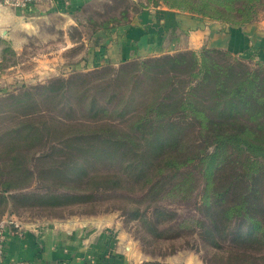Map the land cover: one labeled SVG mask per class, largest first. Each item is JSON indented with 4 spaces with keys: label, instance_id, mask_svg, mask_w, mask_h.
Instances as JSON below:
<instances>
[{
    "label": "rangeland",
    "instance_id": "1",
    "mask_svg": "<svg viewBox=\"0 0 264 264\" xmlns=\"http://www.w3.org/2000/svg\"><path fill=\"white\" fill-rule=\"evenodd\" d=\"M207 1L91 0L81 13V30L89 38L104 25L126 22L142 9L176 5L222 16L216 21L229 24L264 18V0H235L228 12ZM210 5L214 9L209 11ZM206 55L226 73L246 70L264 79V66L225 53ZM168 56L176 54L85 71L31 72L12 83L6 79L0 86V223L7 218L24 223L101 219L133 248L137 264H264V238L256 243L236 239L248 230L247 220L234 216L230 224L220 225L224 231L212 230L215 215L205 204L202 162L164 174L146 161L161 149L154 145L156 138L166 135L159 131V119L152 116L146 122L148 114L182 96L193 100L192 94H198L196 100H210L212 86L226 80L215 71L208 91L196 90L198 68L172 67ZM22 59L6 53L0 69L26 61ZM183 116L171 115L163 124ZM197 139L189 128L159 152L179 149L186 155L195 150ZM247 169L240 174L249 177L236 192L252 194V176L258 172L261 187L257 185L255 198L264 222V161L255 172ZM223 185L235 190L233 183ZM240 199L230 196L231 202Z\"/></svg>",
    "mask_w": 264,
    "mask_h": 264
},
{
    "label": "crops",
    "instance_id": "2",
    "mask_svg": "<svg viewBox=\"0 0 264 264\" xmlns=\"http://www.w3.org/2000/svg\"><path fill=\"white\" fill-rule=\"evenodd\" d=\"M90 1L41 0L28 8L0 1V60L6 53L26 59L6 71L0 69V86L6 79L12 83L31 72L85 71L205 49L264 65V18L231 25L163 6L141 10L118 25L103 26L87 38L80 17ZM21 225L22 235L15 229L8 236L3 264L138 263L133 248L101 219Z\"/></svg>",
    "mask_w": 264,
    "mask_h": 264
},
{
    "label": "trees",
    "instance_id": "3",
    "mask_svg": "<svg viewBox=\"0 0 264 264\" xmlns=\"http://www.w3.org/2000/svg\"><path fill=\"white\" fill-rule=\"evenodd\" d=\"M234 1L213 0L212 2L222 6L228 12L232 9L231 5ZM207 2L205 6H208ZM170 7L187 10L198 15L206 13L205 10H192L182 5ZM212 9L214 8L210 5L209 11ZM238 11L241 12L242 10L238 9ZM203 16L215 20L222 18V16L216 18L211 13ZM243 24L247 23L240 22L231 25ZM207 53L230 55L220 50L205 49L201 52H189V54L178 53L176 56L166 58L172 67L195 66L198 68L200 83L196 90L206 88L205 90L208 91L206 86L215 74L214 72L224 73L226 80H220L212 86L211 89L214 94L210 100H196L195 97L198 94H192L193 100L191 95L187 96L186 99L182 96L176 101L173 100L170 105L156 106L152 113L148 114L149 117H146V122H151L152 116L159 119V124L162 127L159 131L166 133V135L162 134L156 138L155 147L160 145L162 149L168 143L171 145L172 142H168V140L177 138V136L181 137L184 130L189 128L196 133L199 143L196 144L197 146L192 152L186 151L184 153L186 155H182V151H178L179 149L171 153L159 152L161 150L159 149L149 154L146 161L154 162L153 165L158 167L160 173L164 174L171 171L176 172L177 169L197 161L202 162L207 176L205 204L210 207L211 213L215 215L211 225L212 230L224 231V228L223 230L219 229L220 225L225 227L232 222L234 216H237L240 220L242 218L248 221V232H239L236 239L244 243H256L264 238V222L261 221L262 212L255 198L259 193L257 185L260 184V177H256L258 172L252 176L254 182L252 194L245 197L248 190L247 194L244 192L241 194L236 192V189H239V185L245 176L249 177L245 171V175H241L240 172L247 168V170L255 172V166L260 164L261 160L264 161V92L262 91L264 79L260 80V74L246 70L226 73L221 67H216L217 65L209 60ZM260 66L264 65L260 64ZM168 106L175 108L163 110ZM174 114L185 115L183 116L184 120L170 119L169 123L164 125L163 121ZM139 129L141 127L138 125L136 127L137 132ZM232 155H234L233 159ZM244 161H246V166ZM225 183H233L235 190H232L230 186L228 190L225 189L223 185ZM230 196L242 197V199L231 202Z\"/></svg>",
    "mask_w": 264,
    "mask_h": 264
},
{
    "label": "built area",
    "instance_id": "4",
    "mask_svg": "<svg viewBox=\"0 0 264 264\" xmlns=\"http://www.w3.org/2000/svg\"><path fill=\"white\" fill-rule=\"evenodd\" d=\"M2 3L15 8H28L31 5L40 2L41 0H0ZM17 230L19 235H22L23 229L21 222L13 218L4 219L0 223V264L6 261V242L11 231ZM22 264V263H15Z\"/></svg>",
    "mask_w": 264,
    "mask_h": 264
}]
</instances>
